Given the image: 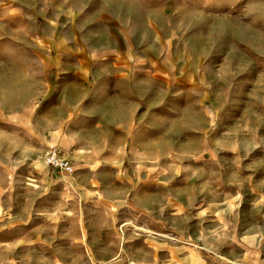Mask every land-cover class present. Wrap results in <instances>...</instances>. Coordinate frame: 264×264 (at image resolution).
I'll return each mask as SVG.
<instances>
[{"label":"rangeland","instance_id":"374dc122","mask_svg":"<svg viewBox=\"0 0 264 264\" xmlns=\"http://www.w3.org/2000/svg\"><path fill=\"white\" fill-rule=\"evenodd\" d=\"M121 255L264 264V0H0V264Z\"/></svg>","mask_w":264,"mask_h":264},{"label":"built area","instance_id":"2783aa9c","mask_svg":"<svg viewBox=\"0 0 264 264\" xmlns=\"http://www.w3.org/2000/svg\"><path fill=\"white\" fill-rule=\"evenodd\" d=\"M42 160L46 167L55 171L63 172L64 174L73 172L71 164L61 156L60 149L56 144L52 143L45 147L42 153Z\"/></svg>","mask_w":264,"mask_h":264},{"label":"crops","instance_id":"0c3cea01","mask_svg":"<svg viewBox=\"0 0 264 264\" xmlns=\"http://www.w3.org/2000/svg\"><path fill=\"white\" fill-rule=\"evenodd\" d=\"M191 254H189V256H194V258H196V256L198 255L195 251L190 252ZM187 255V254H186ZM182 257L180 255H178L177 260L173 262V264H186V260L189 259V256ZM198 258V257H197ZM125 259V263L124 264H132L133 262H128V258L124 255H121L119 258H117L116 260L113 261L112 264H121V260ZM127 260V262H126ZM151 260V257L149 258H145L144 260L139 261L137 264H172V262L170 261H155V263ZM134 264V263H133Z\"/></svg>","mask_w":264,"mask_h":264},{"label":"bare ground","instance_id":"6f19581e","mask_svg":"<svg viewBox=\"0 0 264 264\" xmlns=\"http://www.w3.org/2000/svg\"><path fill=\"white\" fill-rule=\"evenodd\" d=\"M62 155V154H61ZM41 164H43L44 166H45V164H44V162L43 161H41Z\"/></svg>","mask_w":264,"mask_h":264}]
</instances>
